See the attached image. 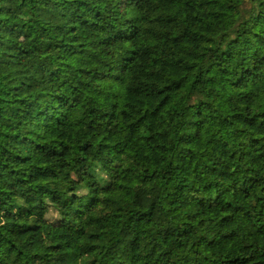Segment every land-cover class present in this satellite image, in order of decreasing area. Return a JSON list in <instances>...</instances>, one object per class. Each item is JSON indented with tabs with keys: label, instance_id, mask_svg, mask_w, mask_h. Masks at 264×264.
Listing matches in <instances>:
<instances>
[{
	"label": "trees",
	"instance_id": "trees-1",
	"mask_svg": "<svg viewBox=\"0 0 264 264\" xmlns=\"http://www.w3.org/2000/svg\"><path fill=\"white\" fill-rule=\"evenodd\" d=\"M0 264H264V0H0Z\"/></svg>",
	"mask_w": 264,
	"mask_h": 264
},
{
	"label": "rangeland",
	"instance_id": "rangeland-1",
	"mask_svg": "<svg viewBox=\"0 0 264 264\" xmlns=\"http://www.w3.org/2000/svg\"><path fill=\"white\" fill-rule=\"evenodd\" d=\"M55 217V214L54 213H51L50 214V218H54Z\"/></svg>",
	"mask_w": 264,
	"mask_h": 264
}]
</instances>
